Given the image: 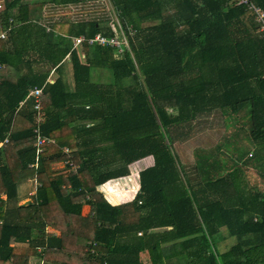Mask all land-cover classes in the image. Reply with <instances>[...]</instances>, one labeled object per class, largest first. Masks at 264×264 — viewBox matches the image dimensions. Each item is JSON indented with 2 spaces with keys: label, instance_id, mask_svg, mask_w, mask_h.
I'll list each match as a JSON object with an SVG mask.
<instances>
[{
  "label": "trees",
  "instance_id": "16d2710c",
  "mask_svg": "<svg viewBox=\"0 0 264 264\" xmlns=\"http://www.w3.org/2000/svg\"><path fill=\"white\" fill-rule=\"evenodd\" d=\"M2 1L0 264H29L35 255L43 264H142L146 249L152 264H264V195L245 192L241 166L216 175L198 164L192 178L171 150L178 130L183 136L216 110L235 117L227 126L237 130L248 110L250 146L257 155L264 149V38L246 8L236 0H112L129 50L84 42L83 53L74 37L115 35L102 3ZM251 1L264 9V0ZM46 3L70 18L45 20ZM37 61L55 68L52 83L33 73ZM43 86L40 134L50 141L37 156L27 96ZM148 156L155 164L140 172L134 200L112 205L98 188ZM33 176L32 203L20 206L19 186ZM133 233L142 235L133 241Z\"/></svg>",
  "mask_w": 264,
  "mask_h": 264
},
{
  "label": "crops",
  "instance_id": "0c3cea01",
  "mask_svg": "<svg viewBox=\"0 0 264 264\" xmlns=\"http://www.w3.org/2000/svg\"><path fill=\"white\" fill-rule=\"evenodd\" d=\"M3 1L0 0V14L3 9ZM71 11L68 10V12H65L63 16L67 17V15H70ZM1 17H0V28H1ZM79 37V36H78ZM37 64V65H35ZM32 71L33 73L43 74L46 73L50 77V82L52 83L54 81V70L53 66L51 67L48 63L44 62H32L31 63ZM97 78H100V74L98 72L95 73ZM97 81V80H95ZM248 112V110H246ZM246 111H243V114H241V126H238V128L241 130H237L236 128H232V125L230 124V120H235V117L230 116L229 114L221 113L220 111L216 110L213 113L209 115H201L200 118L198 117L194 121V126L192 130H185L184 135L178 134L181 130H178L174 137V144L172 152L176 158L177 167L183 171L185 170L186 173H191L192 178H194V171L197 169V165H208L209 169L214 173L216 171V175L221 170L231 171L235 168L237 164H239L243 170L242 175V186L245 188V192H250L253 190V192L256 190L258 193H261L264 195V149H262V152L260 154H256V150L251 148L250 142H249V136L248 133V120L249 115L246 113ZM233 117V118H232ZM239 120V118L237 119ZM246 126V127H245ZM234 127V126H233ZM240 131V133H239ZM231 136V137H230ZM241 137V139H238V137ZM237 137V138H236ZM187 141H190L188 144ZM187 142V143H186ZM236 144L239 145L240 149H237ZM244 145H247L245 148ZM184 146H187L188 149H185ZM189 146H191V149H189ZM245 148V149H244ZM254 155L253 157H256L254 163H250L249 159L251 158V155ZM192 159L193 161H190L189 159ZM254 159V158H253ZM63 162H60L59 164H62ZM155 164L153 156H148L144 159H141L129 166L130 169V175L114 179L108 181L106 184L100 186L98 190L104 195V197L114 206H119L122 204L131 203L135 196L138 194L140 190V172L147 168L153 167ZM58 165L54 164V166ZM55 170V169H54ZM219 170V171H217ZM135 175H137V179L135 178ZM127 178H133L132 181L127 180ZM119 180L122 184L119 185V188L116 191H113L112 187L109 186V183H115ZM184 183L186 184V180L184 179ZM198 183L197 180L192 181V184ZM199 184V183H198ZM38 186V183L36 179L27 178V180L23 181L18 189L19 194V205L24 206L29 201L32 203V198L34 197L36 193V187ZM131 187V188H130ZM130 188V189H129ZM119 189L129 190L130 193H132L130 201H124L123 194H118ZM254 194V193H252ZM251 196L250 194H244ZM248 196V197H249ZM2 198L4 200L7 199L5 195H2ZM116 198H121V201L115 202ZM262 198V196H261ZM263 200V198L261 199ZM8 210V206H5L4 212ZM51 217L53 215V210H50L48 212ZM91 214L90 207L85 205L83 208V215H89ZM45 215V213H44ZM42 215V217L44 216ZM41 217V218H42ZM50 218V217H48ZM1 226V223H0ZM171 229V228H169ZM45 230L49 234L59 235V232L54 229L51 225H47L45 227ZM153 231V230H152ZM154 231H160L158 229ZM223 234V232H222ZM142 233H139L137 236L133 233V241L137 240L139 237H141ZM223 238V237H222ZM220 238V248L221 251H224L227 249L228 241ZM224 244V245H223ZM227 244V245H226ZM18 246H21L18 244ZM169 245L163 244L162 249L166 250L168 249ZM42 248H38V254L41 252ZM181 254V253H180ZM140 260L142 264H152L150 252L148 249L140 253ZM179 264H184V262H179V259H173V262ZM45 263L43 261V258L40 255H35L32 257H29V264H43ZM168 259L164 257V264H168Z\"/></svg>",
  "mask_w": 264,
  "mask_h": 264
},
{
  "label": "built area",
  "instance_id": "2783aa9c",
  "mask_svg": "<svg viewBox=\"0 0 264 264\" xmlns=\"http://www.w3.org/2000/svg\"><path fill=\"white\" fill-rule=\"evenodd\" d=\"M84 1L99 2L104 5L106 10L110 13L112 17L110 23L112 25L113 31H115V35L113 37H105L101 34H97L93 38H86L85 36L74 37L73 38L74 46L81 47L82 44L86 42L90 46L91 45H100V46H105V47L109 46V47L115 48L118 52L121 53L123 50V47L129 46V41L126 36V33L124 32V29L122 28L117 16L115 15V11L113 10V6H112V0H84ZM236 5L244 6L247 12H249L254 17V20L256 24L258 25V33L261 35L262 38H264V9L257 6L251 0H236ZM114 23H116L117 27L119 28V29L117 28L118 30L114 26ZM130 34H133V32H131ZM5 38H6V34L4 32L0 33V39H5ZM48 81L50 82V80ZM43 91H44V86L43 87H33L29 90V94L27 96L28 99L30 97L34 99V110L36 113L35 122L37 125L35 129L36 139H37V142H36L37 156H39L40 153L43 152L41 145H43V143H45L46 141H50L49 139L42 137V135L40 134V126L45 121V113L43 111V106H42ZM3 145L4 143H0V148ZM64 151L66 153H70V149L68 148H65ZM31 167L36 168L37 164L32 165ZM77 168H78L77 166L73 167L74 170ZM92 253H94V251H92Z\"/></svg>",
  "mask_w": 264,
  "mask_h": 264
},
{
  "label": "rangeland",
  "instance_id": "374dc122",
  "mask_svg": "<svg viewBox=\"0 0 264 264\" xmlns=\"http://www.w3.org/2000/svg\"><path fill=\"white\" fill-rule=\"evenodd\" d=\"M33 1H34V0H33ZM23 2H24V4H30V3H32V0H23ZM61 12H62V15H64V13L67 12V11L62 10ZM61 12H58L57 9H54V7L52 6V4H50V3H46L45 8L43 9V15H44L45 17H47V18H45V20H48V21H51L52 19L57 18V17H58V13L61 14ZM115 15H116V13H115ZM115 15H114V17H115ZM70 16H71V14H70V15H67L68 18H70ZM116 16H117V15H116ZM117 18H118V17H117ZM118 20H119V18H118ZM119 22H120V20H119ZM118 29H119V28H118ZM79 48L82 49V47H79ZM126 48L129 50L130 47L127 46ZM82 52L84 53V50H83V49H82ZM84 58H85V56H82L83 61L85 60ZM35 65H37V64H35ZM94 80H97L99 83L102 82V79L97 78L96 75L94 76ZM187 142H188V144L190 143V141H187ZM187 142H186V143H187ZM236 145H238V144H236ZM234 147H236V146H234ZM244 147L246 148L247 145H244ZM184 148H185V149H188L187 146H184ZM237 148H239V147H237ZM245 148H244V149H245ZM189 149H191V146H189ZM239 149H240V148H239ZM189 160H190V161H193L191 158H190ZM64 165H65V163H62V164H59V163H58V165H56V166L53 165V169H55V170H62V169L64 168ZM128 176H129V175H128ZM29 178H31V179H35V176H33V177H29ZM135 178L137 179V175H135ZM127 180L132 181L133 178H127ZM117 181H118V180H117ZM120 181H122V180H119L118 182H115V183H109V185H108L107 187L109 188V186H110V187L113 188V189H112L113 191H116V192H117V190H118V188H119V185L122 184ZM133 181H134V180H133ZM130 188H131V187H130ZM130 188H129V189H130ZM118 194H120V195L123 194V199H124V201H130L131 196H132V193H130L129 190L126 191V190H124V189H121V190L119 189ZM223 245H224V244H223ZM30 257H32V256H30Z\"/></svg>",
  "mask_w": 264,
  "mask_h": 264
},
{
  "label": "water",
  "instance_id": "95a60500",
  "mask_svg": "<svg viewBox=\"0 0 264 264\" xmlns=\"http://www.w3.org/2000/svg\"><path fill=\"white\" fill-rule=\"evenodd\" d=\"M29 204H30V202L28 201L27 204H25L24 206L29 205Z\"/></svg>",
  "mask_w": 264,
  "mask_h": 264
}]
</instances>
